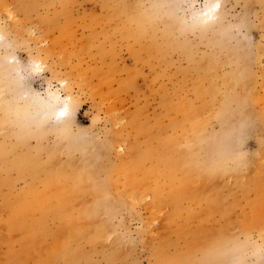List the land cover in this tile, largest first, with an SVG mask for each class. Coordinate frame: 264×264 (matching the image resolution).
I'll use <instances>...</instances> for the list:
<instances>
[{
	"label": "rangeland",
	"instance_id": "374dc122",
	"mask_svg": "<svg viewBox=\"0 0 264 264\" xmlns=\"http://www.w3.org/2000/svg\"><path fill=\"white\" fill-rule=\"evenodd\" d=\"M0 264H264V0H0Z\"/></svg>",
	"mask_w": 264,
	"mask_h": 264
},
{
	"label": "bare ground",
	"instance_id": "6f19581e",
	"mask_svg": "<svg viewBox=\"0 0 264 264\" xmlns=\"http://www.w3.org/2000/svg\"><path fill=\"white\" fill-rule=\"evenodd\" d=\"M217 11V10H216ZM69 104V103H68ZM68 106L67 104H64V106L61 108V110L59 111L60 116L66 115L65 113H67L68 110ZM69 111V110H68Z\"/></svg>",
	"mask_w": 264,
	"mask_h": 264
}]
</instances>
